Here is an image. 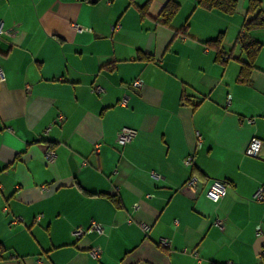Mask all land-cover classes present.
<instances>
[{
    "label": "crops",
    "instance_id": "1",
    "mask_svg": "<svg viewBox=\"0 0 264 264\" xmlns=\"http://www.w3.org/2000/svg\"><path fill=\"white\" fill-rule=\"evenodd\" d=\"M198 1L0 0V264H264V27L242 37L264 0ZM92 221L101 233H72Z\"/></svg>",
    "mask_w": 264,
    "mask_h": 264
},
{
    "label": "built area",
    "instance_id": "2",
    "mask_svg": "<svg viewBox=\"0 0 264 264\" xmlns=\"http://www.w3.org/2000/svg\"><path fill=\"white\" fill-rule=\"evenodd\" d=\"M74 27L79 30H85L87 29L86 27L79 25V24H74ZM4 30L2 29L1 25H0V33H2ZM6 33H11L10 31H5ZM3 78V74L0 71V81H2ZM132 86L134 88H140L143 84L142 80L139 78H136L132 81ZM92 90L96 91L98 93H102L104 92V89L97 84H93L92 85ZM127 100L128 97L126 95H124L123 97H121V99L119 100V103L121 105H127ZM249 122H253V119H249ZM136 134V129L130 126H126L123 125L121 126L117 131H116V137H115V141L116 143H118L119 145H125L126 143L130 142L133 137ZM261 140L258 138L253 137L251 139V141L249 142V144L247 145L246 149H245V154L249 155V156H254L257 157L259 155V151L261 148ZM53 152L52 151H48L46 153V159L48 161H52L53 160ZM192 160V156H188L184 159V162L186 164H189ZM199 181L198 177L196 175H191L184 183V188L186 190H189L191 192H194L196 189V184ZM46 188L45 185L41 186V190H44ZM226 191V186L225 183L220 180V179H212L209 183V185L207 186L206 190H205V196L210 199L213 202H217L224 194ZM253 198L257 201H264V184H261L260 186L257 187V189L255 190L254 194H253ZM137 205H134V207H136ZM20 217H16L14 219L15 220H19ZM216 224L218 226H222V221L220 220H216ZM258 228V227H257ZM91 231H96L101 233L103 231V227L102 224L97 222V221H92L90 223L89 226L87 227H83V226H76L73 228L72 233L76 236V237H81ZM159 243L162 246H168L169 245V241L167 239H160ZM89 254L93 257V258H97L99 257L100 254V248L98 245H95L93 247H91L88 250ZM258 258L260 259H264V249H262L261 251L258 252Z\"/></svg>",
    "mask_w": 264,
    "mask_h": 264
},
{
    "label": "trees",
    "instance_id": "3",
    "mask_svg": "<svg viewBox=\"0 0 264 264\" xmlns=\"http://www.w3.org/2000/svg\"><path fill=\"white\" fill-rule=\"evenodd\" d=\"M199 5L203 8L206 9H218L224 13H233L235 8H236V1L235 0H199L198 1ZM177 8L176 3L173 2H168L165 7L163 8L162 14L164 16L165 21H168L170 19V17L172 16V14L175 12ZM257 11H256V10ZM250 10H254L255 15L253 18L246 20L243 23V35L244 36V32L249 31L251 29L254 28H259V27H264V11H262L258 4L256 3H252ZM220 39H216V41H214V43L216 45H219ZM220 47V46H219ZM219 47H218V52L221 53L222 49H220L219 51ZM261 47L260 43L256 42V41H250L248 44H246L244 51L246 53V56L248 58V60L246 62L242 63L241 69H240V74H241V78L242 80L246 81L248 80V76L249 73L251 72L252 68L254 67V59L257 55V52L259 50V48Z\"/></svg>",
    "mask_w": 264,
    "mask_h": 264
}]
</instances>
